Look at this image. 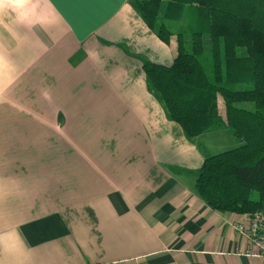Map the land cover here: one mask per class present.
Returning a JSON list of instances; mask_svg holds the SVG:
<instances>
[{
    "label": "crops",
    "instance_id": "1",
    "mask_svg": "<svg viewBox=\"0 0 264 264\" xmlns=\"http://www.w3.org/2000/svg\"><path fill=\"white\" fill-rule=\"evenodd\" d=\"M174 54L127 0H0V88H36L34 121L49 96L48 183L0 140V264H264L194 190L212 129L185 136L147 85L141 60Z\"/></svg>",
    "mask_w": 264,
    "mask_h": 264
},
{
    "label": "trees",
    "instance_id": "2",
    "mask_svg": "<svg viewBox=\"0 0 264 264\" xmlns=\"http://www.w3.org/2000/svg\"><path fill=\"white\" fill-rule=\"evenodd\" d=\"M127 3L159 40L174 41L170 64L141 60L147 85L167 117L187 137L226 128L237 143L202 153L194 171L195 192L218 212L247 214L264 208V0ZM183 16L184 28L169 27Z\"/></svg>",
    "mask_w": 264,
    "mask_h": 264
},
{
    "label": "rangeland",
    "instance_id": "3",
    "mask_svg": "<svg viewBox=\"0 0 264 264\" xmlns=\"http://www.w3.org/2000/svg\"><path fill=\"white\" fill-rule=\"evenodd\" d=\"M169 27L173 30H178L184 28L185 25L183 22H171L169 23ZM206 38V36L203 37L204 50L209 49V41L208 39L206 41ZM184 41L187 44L189 43L190 36L188 34L184 35ZM239 50L241 51V49ZM2 69L3 68L0 67V71ZM0 75H2V72H0ZM11 81H15L16 83L11 85L6 91L4 90L3 92L0 88V121H2V103L4 105L6 104V110L8 112V116H6L10 121L0 122V140L3 141V145L6 146L8 151L13 152V155H17L16 152H18L20 157H24L25 182L48 183L49 176L45 175L49 173V171L45 169L48 167V162H46V158L41 154V147L44 146V144L41 142L42 137H40V131H37V127H49V96L47 94H42V106L40 107L42 110L41 115L34 121L32 99L34 98V89L36 88H25L23 83H20L19 80ZM1 82L2 80L0 78V84ZM22 109H26L25 114H29L31 118H28L27 115L24 118L25 115ZM5 112L6 111H4V114L7 113ZM196 140L198 147L208 154L230 149L237 145L236 141L231 136V130L226 128L212 129L208 134L202 135Z\"/></svg>",
    "mask_w": 264,
    "mask_h": 264
},
{
    "label": "built area",
    "instance_id": "4",
    "mask_svg": "<svg viewBox=\"0 0 264 264\" xmlns=\"http://www.w3.org/2000/svg\"><path fill=\"white\" fill-rule=\"evenodd\" d=\"M234 230L251 245L242 251L246 256L259 257L264 261V208L245 214V220L233 224ZM111 264V263H85Z\"/></svg>",
    "mask_w": 264,
    "mask_h": 264
}]
</instances>
